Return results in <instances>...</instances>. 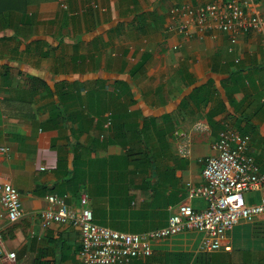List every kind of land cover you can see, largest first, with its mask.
Listing matches in <instances>:
<instances>
[{
	"label": "crops",
	"instance_id": "crops-1",
	"mask_svg": "<svg viewBox=\"0 0 264 264\" xmlns=\"http://www.w3.org/2000/svg\"><path fill=\"white\" fill-rule=\"evenodd\" d=\"M210 1L32 0L0 11V183L19 190L24 209L12 222L0 203V229L18 264H81L80 230L42 225L49 193L73 206L86 193L95 222L136 233L165 226L180 206L206 208L185 184L204 183L225 123L251 134L264 171V32L240 33L230 51L219 30L165 31L173 4ZM246 1L264 16V0ZM210 78L203 100L176 102L189 82ZM178 131L191 139L188 155L178 153ZM201 236L155 243L132 264H181L177 254L188 264H264V215L238 223L221 250L199 251Z\"/></svg>",
	"mask_w": 264,
	"mask_h": 264
},
{
	"label": "built area",
	"instance_id": "built-area-1",
	"mask_svg": "<svg viewBox=\"0 0 264 264\" xmlns=\"http://www.w3.org/2000/svg\"><path fill=\"white\" fill-rule=\"evenodd\" d=\"M169 17L166 32L203 36L210 30H219L229 35L230 51L234 50L240 33L250 30L264 32V16L250 11L246 0L175 3L169 9ZM111 123L109 115L105 126L109 127ZM177 134L182 142L178 153L188 155L191 146L188 133L178 131ZM250 146V133L225 123L213 143L214 152L205 158L204 183L188 181L185 184L187 196L205 198L206 208L180 206L165 226L136 233L98 224L86 193L81 195L80 206L69 205L59 194H47L49 206L40 213L42 225L64 223L77 227L81 233V264H132L134 259L151 256L154 243L192 231L202 234L199 251L221 250L227 247L229 235L238 223L252 222L264 215V194L258 201L248 199V194L264 190V171ZM1 150L6 152L8 149L2 147ZM0 203L10 221L16 222L24 216L21 194L13 184L0 183ZM0 258L7 260V264H18L17 252L7 248L1 229Z\"/></svg>",
	"mask_w": 264,
	"mask_h": 264
},
{
	"label": "trees",
	"instance_id": "trees-1",
	"mask_svg": "<svg viewBox=\"0 0 264 264\" xmlns=\"http://www.w3.org/2000/svg\"><path fill=\"white\" fill-rule=\"evenodd\" d=\"M32 0H0V11L3 10H19V11H24L25 7L31 2ZM141 65L137 66L139 68ZM195 80L189 82L186 85L187 87H192L193 90L191 93L187 96L184 97L183 101L181 102L180 106L186 104L187 100L189 98L194 99L197 101L198 99L203 100V97L206 95V91L210 89V83L214 82V79L210 78L205 84L201 86H195ZM215 91H217V87H215ZM147 127V121L144 120V124L142 127L139 126V134L141 137V140H145V131ZM242 131V130H241ZM244 132V131H242ZM188 264V263H187Z\"/></svg>",
	"mask_w": 264,
	"mask_h": 264
},
{
	"label": "water",
	"instance_id": "water-1",
	"mask_svg": "<svg viewBox=\"0 0 264 264\" xmlns=\"http://www.w3.org/2000/svg\"><path fill=\"white\" fill-rule=\"evenodd\" d=\"M195 86H197V85H195ZM192 90H193V88H192V87H189L187 90L183 91L182 94L179 96V98H178V100H177L176 102H177V103H180L181 100H182L185 96H187Z\"/></svg>",
	"mask_w": 264,
	"mask_h": 264
},
{
	"label": "rangeland",
	"instance_id": "rangeland-1",
	"mask_svg": "<svg viewBox=\"0 0 264 264\" xmlns=\"http://www.w3.org/2000/svg\"><path fill=\"white\" fill-rule=\"evenodd\" d=\"M192 232H196V231H192ZM183 256H184V254H180V255L177 254V256H175L176 259L174 261H180L181 260L182 261L181 264H183L185 262V259L184 258L181 259V257H183ZM168 261L169 262L172 261L171 258H168ZM187 261H188V259H187ZM187 261L184 264H187L188 263Z\"/></svg>",
	"mask_w": 264,
	"mask_h": 264
}]
</instances>
